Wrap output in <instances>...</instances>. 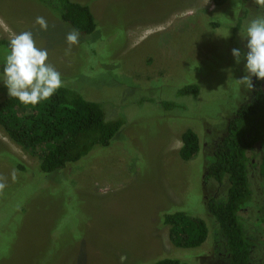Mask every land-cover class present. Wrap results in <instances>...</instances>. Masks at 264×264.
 <instances>
[{
  "label": "rangeland",
  "instance_id": "1",
  "mask_svg": "<svg viewBox=\"0 0 264 264\" xmlns=\"http://www.w3.org/2000/svg\"><path fill=\"white\" fill-rule=\"evenodd\" d=\"M72 1L89 6L97 26L69 46L70 29L37 1L0 0V42L6 43L0 71L11 38L31 31L63 86L124 124L108 146L51 175L0 130V264H145L164 255L185 264H228L211 234L199 248H175L159 214L179 207L209 223L208 198L225 197L226 188L204 176L212 145L251 100L252 90L237 82L246 74L244 61L236 64L232 49L246 52L241 30L264 8L255 0L221 7L211 0ZM190 85H197L196 96L179 93ZM6 95L0 83V100ZM188 129L201 150L182 161L180 140ZM247 157L257 196V148ZM15 160L24 172L14 170ZM240 215L249 235L264 241L254 231V210ZM263 249L253 248L250 264H264Z\"/></svg>",
  "mask_w": 264,
  "mask_h": 264
},
{
  "label": "trees",
  "instance_id": "2",
  "mask_svg": "<svg viewBox=\"0 0 264 264\" xmlns=\"http://www.w3.org/2000/svg\"><path fill=\"white\" fill-rule=\"evenodd\" d=\"M35 1L54 13L70 31L86 36L96 30L95 17L87 5L72 0ZM227 1L211 0V3L221 7ZM3 44L6 43L0 42ZM253 85L250 102L238 109L223 137L212 145L204 181L226 188V195L220 200L208 198L210 222L190 216L189 211L179 207L159 214V226L167 227L169 241L177 249L199 248L211 234L214 250L221 251L228 264H250L253 248L264 244L249 235L251 227L250 230L242 227L241 223L247 219L240 215L246 209L254 210L258 224L254 231L264 236V81L253 78ZM179 93L196 96L198 87L186 86ZM123 124L121 119L107 120L101 104L86 100L67 86L36 105L22 104L8 95L0 100V130L29 158L36 159L35 168L45 175L80 162L95 147L108 146ZM180 141L178 155L182 161L192 160L201 150L198 136L190 129L182 133ZM255 148L259 155L258 164H252L260 180L257 196L252 189L251 163L247 157ZM15 162V171L26 170L21 162ZM145 264L185 263L177 256L164 255Z\"/></svg>",
  "mask_w": 264,
  "mask_h": 264
},
{
  "label": "clouds",
  "instance_id": "3",
  "mask_svg": "<svg viewBox=\"0 0 264 264\" xmlns=\"http://www.w3.org/2000/svg\"><path fill=\"white\" fill-rule=\"evenodd\" d=\"M255 3L264 8V0H255ZM36 23L42 30L47 29L43 17H37ZM241 35L246 41V52L233 48L232 56L236 64L244 61L246 74L237 82L250 91L254 87L253 78L264 81V15L246 21ZM78 39L79 33L75 30L66 36L69 46L77 44ZM48 55L47 49L36 45L31 31L15 34L9 41V51L0 71V83L7 95L25 105H36L51 98L63 86V81L60 72L47 63Z\"/></svg>",
  "mask_w": 264,
  "mask_h": 264
}]
</instances>
